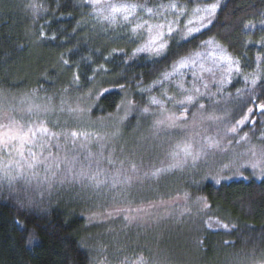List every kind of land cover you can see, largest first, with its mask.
Here are the masks:
<instances>
[{"label":"trees","instance_id":"trees-1","mask_svg":"<svg viewBox=\"0 0 264 264\" xmlns=\"http://www.w3.org/2000/svg\"><path fill=\"white\" fill-rule=\"evenodd\" d=\"M92 8L90 0H0V124L43 122L58 134L46 149H33L30 176L20 170L34 162L27 153L20 163L7 157L17 170L0 158V264H93L88 216L166 203L162 228L174 229L179 264H264V79L249 86L237 78L187 113L152 105L147 91L179 57L209 41L243 72H253L258 61L264 67V0H222L191 43L170 41L157 58L138 53L139 39L129 32L100 33ZM200 105L220 118L217 127L201 119L204 134L190 119L203 116ZM181 115L179 129L157 124ZM185 141L193 155L174 157ZM246 142L253 146L245 149ZM73 143L91 145L92 152L80 150L75 158ZM241 150L242 168L232 162ZM158 169L164 171L153 175ZM131 252V263L140 252L149 259L144 250Z\"/></svg>","mask_w":264,"mask_h":264},{"label":"rangeland","instance_id":"rangeland-1","mask_svg":"<svg viewBox=\"0 0 264 264\" xmlns=\"http://www.w3.org/2000/svg\"><path fill=\"white\" fill-rule=\"evenodd\" d=\"M221 2L222 0H192L191 5L178 4L186 9L184 15L180 17L181 23L179 27L181 28V30H183V25L187 22V19L195 18L193 16V11L195 8L200 7L201 9H203L204 7H209L211 4H217L218 6L215 10L216 12ZM90 3L92 4L91 0ZM110 3L128 2L113 0V2H109L107 4ZM139 6L140 7L136 9V16L133 18L134 23H142L144 20H147L149 23H157L162 20V17L158 16L149 17L144 11L145 8H152L154 11H164L163 9H161V5L156 7H148L144 5ZM178 12L179 9L176 13H172L169 10L165 11V15L169 19H175ZM104 14H107V9H105ZM196 15L199 16L206 14L201 12ZM90 17L92 22L96 25L98 31L102 34L108 32H129L131 36L139 39L138 49L146 44L147 33L134 34L131 31L133 25L126 24L119 17H117L114 23H109L108 21L100 18V13L97 8H92ZM212 17L213 16L209 17L208 19H210L211 21ZM209 24L210 23H208V25ZM205 28L206 27H203L202 30ZM138 53L145 54L150 58H157L156 56L152 55L147 51ZM190 57L196 61L195 66H192L188 69H181L180 71L183 74L172 76L171 79H164L163 75L157 82L153 83L147 88L149 102L152 105H160L163 107H168L167 105H172L169 109V113H177L178 107L184 109L185 107H187V109H189V107L201 101H209L210 99L215 98L217 95L221 94L223 90L237 78H239L245 85L249 86H253L260 80L264 79V67L261 66L260 61H258L257 68L253 72H243L239 68L238 62L234 58H232L220 44L214 41L207 42L202 46L200 50L191 54ZM227 58H231L232 61L237 62L232 66L231 70H229V60ZM237 67L239 68V72L236 71ZM172 72L173 68L167 73L170 74ZM159 81H162V83H158ZM181 85L183 87H181ZM196 88H199L198 93L194 91V89ZM189 94L194 96V101L191 105L185 106L178 103L179 101L184 100ZM168 97H172V99L169 100ZM153 98L160 101V104H153ZM206 112V108H201L200 113L203 115L202 117H199L198 115L190 117L194 124H202L200 131L202 134L206 133L207 131L206 124L212 127H217L220 119L218 116H215L214 114L210 113L207 114ZM201 119L206 124L203 123ZM194 121H196V123ZM224 126L225 125H223V127ZM179 128L181 127H178V129ZM231 128L232 126L229 127V129ZM155 134H157L156 131ZM243 146L245 147V149H249L253 146V143L246 142ZM239 148L244 149L242 146H239ZM83 149H85L86 152H92L93 147L91 145L83 147L79 143H73L72 148H70L75 158L76 153ZM8 156L14 159L17 163H20L18 160L19 157L14 152L9 155L4 153L3 151H0V158L2 159V161L3 159H5L4 164L7 168L11 167L13 169L15 168V170L19 169L18 164H16V166L14 165V167L11 166L12 161L7 160ZM235 156L236 159H233L234 161L232 160V162L235 164L238 163L241 168L245 167L243 161L245 157V152L241 150L237 152ZM226 158L229 157L226 156ZM235 160L242 161L239 162ZM77 162L80 164V166L84 164L83 162ZM33 163H35V167L30 168L26 166L22 168L20 166V170H23L22 172L29 171L28 175H32L33 171L31 170L36 169V161ZM128 165L131 166L130 164ZM62 166L65 168L64 165ZM85 166L87 167L88 164H85ZM72 167L73 163L70 165L67 164L65 170L71 171ZM16 173L18 174L17 171ZM145 174L146 173H144V175ZM200 174V171L192 173L193 176H199ZM48 183H50V180ZM168 206L171 205H169V203H166L155 207H133L112 211H99V213H95L88 216L86 218L88 227L87 235H89V249L95 255V263L93 264H101L100 261H97V259L99 260L100 258L105 259V264H134V262L139 257H142L141 252L140 254L136 253L138 257L136 259L133 258L132 263L129 261L127 255L128 253L133 254L131 251L135 252L137 250H144L148 254L149 259L146 258L145 260L143 258V264H148L147 262H151L152 264H165L164 261L170 262L172 264H179L177 262V253L181 249V246L177 239L174 238V229L162 228V216L165 214V212L170 210V207ZM114 260L116 263L113 262Z\"/></svg>","mask_w":264,"mask_h":264},{"label":"snow or ice","instance_id":"snow-or-ice-1","mask_svg":"<svg viewBox=\"0 0 264 264\" xmlns=\"http://www.w3.org/2000/svg\"><path fill=\"white\" fill-rule=\"evenodd\" d=\"M94 8H97L100 13V18L108 21L109 23H114L119 17L126 24H132L131 31L136 33H147L146 44L139 48L138 52H149L156 57L165 56L169 49V42L177 40L186 41L191 43V38L195 36L196 33L200 32L203 27H207L210 23L209 17L215 14L217 4H211L209 7H204L201 9L197 7L193 11V16L195 18H188L187 22L183 25V30L179 27L181 20L180 17L184 15L186 9L178 5L176 0H171L168 5H161V9L164 11H154L152 8H145L144 11L149 17L158 16L162 17V20L157 23H149L147 20H144L142 23H134L133 18L136 16V9L140 7L136 4L129 3H110L104 4L102 0H91ZM105 9H107V14H104ZM179 9L178 14L175 19H169L165 15V11H171L176 13ZM205 13L206 15H199L198 13ZM207 21V23H206ZM135 55V53H134ZM229 60V70L237 62ZM67 63V61H65ZM196 61L190 56H181L173 64V72L165 73L164 79H171L172 76L182 75L181 69H188L192 66H195ZM236 71L239 72V68H236ZM158 83H162L159 81ZM181 87H183L181 85ZM206 87V85H205ZM195 92H199V88L194 89ZM169 100L172 97H168ZM194 101V96L189 94L184 100L179 101L178 103L182 105H191ZM153 104H160V101L153 98ZM203 108V105H200ZM261 110L264 111V106H261ZM30 111V110H29ZM147 111V109H145ZM188 109L185 107L184 112L187 113ZM251 111V110H249ZM185 116H171L167 117L165 120L157 121L158 125H165L166 127H180L177 121ZM236 131V129H232ZM79 135H85L80 133ZM71 136L76 138L78 136L77 132H72ZM53 137L58 138V134L51 132L44 124L41 122L39 125L34 123H23L17 122L15 119H11L7 124H0V151H3L6 154L11 155L13 152L20 158L25 159L26 153L32 157V160L35 162L37 157L33 149L39 147L41 149H46L51 142ZM47 138V139H45ZM59 146V145H57ZM210 147L213 145H209ZM183 153L184 157L187 158L192 156L191 144L190 142H183L178 144L176 149L173 151L172 155L174 157L180 156ZM42 155V153H41ZM259 163H252L251 167L253 169L259 167ZM28 167H35V163H30ZM164 171V169H158L157 172H154L153 175L158 174V172ZM261 171L264 172V168H261ZM227 227V225H224ZM134 264H143V257H139Z\"/></svg>","mask_w":264,"mask_h":264}]
</instances>
